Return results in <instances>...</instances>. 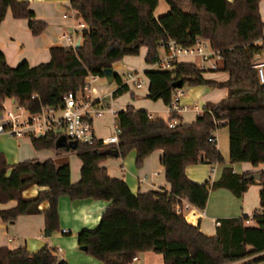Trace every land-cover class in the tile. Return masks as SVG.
<instances>
[{"label":"trees","instance_id":"16d2710c","mask_svg":"<svg viewBox=\"0 0 264 264\" xmlns=\"http://www.w3.org/2000/svg\"><path fill=\"white\" fill-rule=\"evenodd\" d=\"M159 0H71V8L79 11V19L88 26L79 47H52L49 61L31 67L21 62L9 67L0 50V105L14 98L26 111L39 112L43 105H60L68 93H79L88 74L103 77L102 71L125 56H138L145 47V62L153 65L160 58L161 42L175 39L181 45L206 39L221 59L215 71H201L193 60L177 63L169 70H146L147 99L170 106L176 91L172 84L181 80L183 86L209 85L227 88V96L217 104H208L190 124H182L177 113L168 120H154L148 111L126 105L116 113L120 129L119 144L102 147L101 140L92 146L77 143L75 147H56L54 132L31 136L35 150L54 149L57 153H74L82 161L80 179L71 182L67 159L29 160L8 166L0 153V204L15 201L9 209H0V221L13 224L19 215L39 213V205L48 202L43 212L44 236L60 230L58 200H103L110 205L95 230H80L78 248H85L103 264H129L145 251L162 256V264H230L264 254V170L236 174L224 167L216 181H190L185 168L192 164L223 165L224 159L209 141L213 134L227 127L230 163L248 162L257 167L264 164V85L256 70L255 58L264 59V21L261 0H164L169 11L159 17L154 12ZM10 10L15 19H27L32 35H40L46 23L37 21L28 2L0 0V26ZM224 71L226 80L217 82L208 73ZM117 88L112 98L128 92L115 76ZM182 86V87H183ZM0 107V114H1ZM177 121L174 128L168 123ZM136 151V166L155 151H162L160 163L170 190L160 189L134 195L120 178L108 175L101 163L111 157L123 159ZM11 169L9 176L7 171ZM260 184L261 214H255L254 226L246 225L248 217L220 221L215 236L201 233L182 214L175 213L183 201L204 210L211 190L228 189L236 198L251 186ZM31 185L47 187L36 196L24 198ZM264 262V255L245 264ZM0 264H67L56 250L44 246L29 254L24 247L15 251L0 248Z\"/></svg>","mask_w":264,"mask_h":264},{"label":"crops","instance_id":"0c3cea01","mask_svg":"<svg viewBox=\"0 0 264 264\" xmlns=\"http://www.w3.org/2000/svg\"><path fill=\"white\" fill-rule=\"evenodd\" d=\"M18 2H28V8L33 11L35 20L46 23V28L40 35L34 36L30 28H28V20L15 19L10 10L0 26V50L2 51L5 61L9 67H16L21 62H28L31 67L46 63L49 61V50L52 47H75L77 42L82 44V40L72 38L66 42L63 38L73 34L74 25L80 21L79 11L72 9L70 6L71 0H17ZM160 1V0H159ZM159 1L158 5L159 6ZM164 1V0H163ZM232 2L233 0H227ZM156 7V10L158 9ZM163 12H168L169 8L165 4L161 6ZM155 10V11H156ZM261 20L264 21L261 7H259ZM159 17L161 15H155ZM88 30V26L86 28ZM146 50V49H145ZM126 57V56H125ZM124 58V57H123ZM114 71L118 74H123L127 70L126 65L120 62L113 64ZM153 69L152 65H148L143 70ZM145 75V73H144ZM208 78L212 79L207 75ZM228 77V74H227ZM226 77V79H227ZM226 79L215 80L222 82ZM99 81V80H98ZM147 81V79H146ZM104 87L102 85L95 86V98L99 99V103L103 107H111L117 113L123 111L126 105H132L137 110L148 111L150 117L154 120L162 119L167 121L170 114L168 106L164 105L160 100L153 102L149 99L138 100L134 98L135 88L129 87L128 92L123 95L112 98V93L117 88V84H109ZM141 89V88H140ZM138 89V90H140ZM137 90V89H135ZM191 91L193 95L201 98L202 106H190L189 98L180 97L181 107H187L186 110H181L177 114L180 117L182 124H190L195 120L208 104H217L222 98L227 96V88H224L221 93L214 91L209 85L192 86ZM148 81L145 83L143 93L148 95ZM126 94H130L128 97ZM190 106V107H189ZM94 133L97 139L107 138L115 127L118 126L116 115L111 116L105 114L102 117L93 119ZM219 130H227L226 126ZM215 132L216 147L218 143V131ZM227 132V131H226ZM38 134L35 136H42ZM228 136V135H227ZM229 139V136H228ZM227 144V143H226ZM226 144L220 148L224 157L223 165H207L205 163L192 164L187 166L185 174L190 181L196 183H204L206 181H216L220 178L224 167L232 168L236 174L241 173H257L264 170V164H258L257 167L252 166L248 162L230 163L229 152ZM0 153L6 159L8 166L12 167L14 164L29 160L43 161L45 159H67L70 166L71 182L77 183L80 179V168L82 161L73 153H57L54 149L35 150L30 137H8L0 136ZM162 151H155L147 156L142 165L137 167L136 151L131 150L123 159L111 157L110 159L101 163L110 177L120 178L124 180L125 184L130 188L131 192L136 195L148 191H158L160 189L170 190L165 179V170L160 163ZM11 169L6 173L9 176ZM260 184L251 185L240 198L234 195L228 189L211 190L207 199V205L204 210H198L190 204L183 203L179 206L182 216L191 225H197L201 233L206 236H215L217 221L226 218H242L248 217L246 225L254 226L256 224L253 220L255 214H261L260 210ZM47 187H39L31 185L22 193L24 198L36 196L39 192H44ZM184 202V201H183ZM15 201H10L5 204H0V209H9L14 207ZM109 203L103 200L79 199L70 200L67 196H62L58 200V215L60 222V230L52 233L50 236H44V216L43 212L47 210L48 202H42L39 205V213L30 215H19L13 224H8L0 221V248H7L10 251H15L24 247L29 254L35 253L44 246H50L56 250V255L60 260H65L67 264H103L101 261L94 259L84 251L78 248L77 233L80 230H95L100 223V218ZM259 254L242 261L230 264H245L247 262L258 259ZM137 262H130L129 264H151L153 260L159 262L160 259L153 255V252L145 251L137 255ZM163 260L161 261V264ZM256 264H264L259 261Z\"/></svg>","mask_w":264,"mask_h":264},{"label":"built area","instance_id":"2783aa9c","mask_svg":"<svg viewBox=\"0 0 264 264\" xmlns=\"http://www.w3.org/2000/svg\"><path fill=\"white\" fill-rule=\"evenodd\" d=\"M87 26L80 20L74 25V32L72 37L63 35L66 42L72 38H78L79 42L82 40ZM264 37V36H263ZM264 38H261L258 43H262ZM163 55L152 65L153 69L169 70L177 63L198 59L197 68L201 71L211 70L215 71L218 68V63L221 55L218 51L211 48L210 43L206 39L196 37L193 44L186 46L181 45L175 39H167L161 42ZM74 49V47H72ZM195 62V61H194ZM251 68L256 70L258 81L264 85V59L257 57L253 60ZM114 71V70H113ZM117 75L121 77V86L127 85L135 89H140L144 86L143 76L136 72L125 71L123 74ZM101 77L96 74H88L85 78V85L79 93H68L63 97L60 105H43L39 112L32 113L19 107L14 98L5 99L1 102L0 114V136L8 137H31L38 134H45L47 132H54L57 139L61 136L65 138L68 143H83L92 146L98 140L94 133L93 119L102 117L105 114L111 116L116 115V112L111 107H103L99 103V97L95 98L94 83ZM168 112L178 113L181 110H186L187 107H181L180 97L183 95L182 88H175ZM15 106L16 110L10 108ZM177 121L169 122L168 127L174 128ZM120 133L119 126L115 127L113 134L101 140L102 147H109L110 145H118V135ZM209 141L215 143V133L209 138ZM186 203V202H183ZM174 207L175 213L181 214L179 206ZM219 226L220 222L217 221ZM137 256L132 258V262H137Z\"/></svg>","mask_w":264,"mask_h":264},{"label":"rangeland","instance_id":"374dc122","mask_svg":"<svg viewBox=\"0 0 264 264\" xmlns=\"http://www.w3.org/2000/svg\"><path fill=\"white\" fill-rule=\"evenodd\" d=\"M259 5L261 7V11H262V14L264 15V0H261L259 2ZM161 6H164L165 8V2L163 0H160L159 1V6L157 7L158 9L155 11V15H164L166 14L167 12H163V9L161 8ZM146 53V50H145V47H141L140 48V52H139V55L138 56H126L123 58V60H121V63L126 65L127 67V70L128 71H131V72H136V73H141V74H144L143 73V70L147 67V63L145 62V55ZM163 55V51L162 49H159V56H162ZM193 61H195L196 64L199 63V60L198 59H193ZM112 69H114L113 65H112ZM209 77H211L212 79H215V80H221V79H226L227 77V73L224 72V71H221V72H211V73H208L207 74ZM143 81H144V86H145V83L147 82L146 81V78H145V75L143 76ZM95 86H104V87H108L110 86L109 84H107L106 80L101 77L99 79V81H96L94 83ZM191 87L192 86H183L181 87L182 88V91L184 93V97L185 98H189L190 99V102L188 103V105L190 106H202L201 104V98L199 97H196L195 95H193L192 91H191ZM212 89H214V91L216 92H219L221 93L223 91V87L222 88H219V87H216V86H210ZM134 91V98L135 99H138V100H146V96L145 94L143 93L144 91V87H142L140 90H135L133 89ZM128 97L130 96V94H126ZM189 106V107H190ZM13 110L17 111L15 106H12L11 107ZM227 131V130H226ZM225 130L221 131L219 130L218 133H219V137H218V143H217V149L218 151L221 153L222 157H223V154L222 152L220 151V148L225 145L226 143V147L228 148V136H227V132ZM74 154V153H73ZM224 159V157H223ZM153 255L155 257H158L159 262L156 261V260H153L151 264H161V261H162V256L159 255V254H156L153 252Z\"/></svg>","mask_w":264,"mask_h":264},{"label":"water","instance_id":"95a60500","mask_svg":"<svg viewBox=\"0 0 264 264\" xmlns=\"http://www.w3.org/2000/svg\"><path fill=\"white\" fill-rule=\"evenodd\" d=\"M79 46H80V43L77 42L75 47H79ZM102 75H103V78L106 80L107 84H113L115 80V76L117 74L113 71L112 67H109L102 71ZM182 86H183V82L181 80H176L172 84V88H181ZM56 141H57L56 142L57 148H61L62 146H67V145H69L70 147H75L76 145V143H73V142L68 143L67 141H65V138L63 136L59 137ZM254 178L256 180L260 179V174L259 173L255 174ZM80 249L82 251L86 250L84 247Z\"/></svg>","mask_w":264,"mask_h":264}]
</instances>
